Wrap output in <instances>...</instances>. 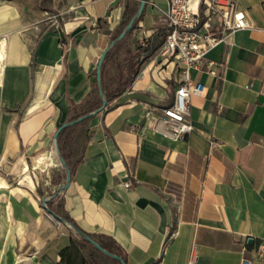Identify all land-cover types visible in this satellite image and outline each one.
<instances>
[{
    "label": "crops",
    "instance_id": "crops-1",
    "mask_svg": "<svg viewBox=\"0 0 264 264\" xmlns=\"http://www.w3.org/2000/svg\"><path fill=\"white\" fill-rule=\"evenodd\" d=\"M139 3L0 0V165L14 158L34 182L54 169L65 175L54 134L100 105L98 60ZM238 6L255 26L209 51L225 62L224 79L192 71L206 89L192 96L195 129L185 138L151 125L180 77L174 62L155 58L61 139L72 181L54 204L86 232L111 236L127 264H242L244 256L264 264V0ZM165 8L167 0H148L132 35L164 27ZM115 49L102 70L106 94L120 72ZM130 169L136 177L126 186ZM24 179L27 188L11 187L0 176V264H64L61 250L78 234L43 212L36 182Z\"/></svg>",
    "mask_w": 264,
    "mask_h": 264
},
{
    "label": "built area",
    "instance_id": "built-area-1",
    "mask_svg": "<svg viewBox=\"0 0 264 264\" xmlns=\"http://www.w3.org/2000/svg\"><path fill=\"white\" fill-rule=\"evenodd\" d=\"M164 20L168 30L154 52L155 57L174 62L180 77L172 101L160 108V114L152 116L151 125L166 136L180 139L195 129L190 111L192 96L206 89L192 71L209 72L218 81L224 79L225 62L210 59L209 51L231 40L238 30L254 27L255 21L246 9L238 6V0H167ZM150 35L137 31L131 40L143 41ZM218 107L221 110L224 105L219 103ZM129 175L126 186H131L135 170L130 169ZM195 251L194 245L191 260L196 257ZM260 251L264 253L263 245ZM242 264H252V260L244 256Z\"/></svg>",
    "mask_w": 264,
    "mask_h": 264
},
{
    "label": "trees",
    "instance_id": "trees-1",
    "mask_svg": "<svg viewBox=\"0 0 264 264\" xmlns=\"http://www.w3.org/2000/svg\"><path fill=\"white\" fill-rule=\"evenodd\" d=\"M146 12V8L144 10L143 15ZM140 17L134 24L133 28L129 31V34H131L134 30V28L137 26V23L140 19L143 18ZM132 13H126L124 15V18L122 20L121 23V27L128 22V20L131 18ZM167 26H164L162 28H158L156 29L149 37L145 38L143 41H139L136 45V51L131 53L127 62V71H128V77L124 78V71L123 69H120L119 75L116 77L117 80V86L114 88V90H112L110 93L106 94L108 99L110 100L113 96H115L117 93H121L134 79L135 77V73H136V61H138L140 58L143 57H148L150 55H152L155 50L159 47L160 43L162 42L164 36L167 33ZM131 43H136L133 42L131 40ZM112 50L109 51V53L106 56L105 61L109 58L110 54H111ZM105 66V62L104 65ZM102 78H103V72H102ZM102 103V100L99 101V104ZM88 112V110L85 111H81V112H75L74 115L72 116V118L81 116L82 114ZM71 118V119H72ZM69 127L65 128L59 136L60 139V146H61V139L64 135V133L68 130ZM62 149V147H61ZM63 152V150H62ZM65 158L67 159L65 153L63 152ZM66 177L65 175H60L57 178H52V182L54 184H60L62 181V178ZM55 202V198L49 202V205L54 208L56 211H58L60 214H62L64 217H66L69 221L75 223L76 225L77 222L75 221V219L73 217H71L67 212L65 211H61L57 206H55L54 204ZM90 235H92L94 238H96L104 247L108 248L109 250L122 254L124 256V258L126 259V255L122 249V247L109 235L106 234H93L88 232ZM80 239L82 241H84L85 243H88L90 245H92L95 249H97L98 251H100L102 254H104L101 250H99L95 245H93L90 241H88L87 239L80 237ZM61 262L64 264H87L88 258L86 256V254L83 252V249L81 247V243L80 241L77 240V238H73L71 239L70 243L68 245H66L65 247L62 248L61 250ZM106 255V254H104ZM107 257L111 258L112 260H114L117 264H120V261L112 258L108 255H106Z\"/></svg>",
    "mask_w": 264,
    "mask_h": 264
},
{
    "label": "water",
    "instance_id": "water-1",
    "mask_svg": "<svg viewBox=\"0 0 264 264\" xmlns=\"http://www.w3.org/2000/svg\"><path fill=\"white\" fill-rule=\"evenodd\" d=\"M148 0H140L139 6L136 10V12L131 16V18L128 20V22L124 25V27L122 28V30L107 44V46L104 48L102 54L100 55V58L98 60V64H97V83H98V89H99V93L100 96L102 98V103L94 108L91 111H88L84 114H82L81 116L69 119L65 122H63L58 129L56 130L55 134H54V138H55V150L56 153L58 155V158L60 159V162L62 164V166L65 169V180L63 183H61L56 189L55 191L49 195V196H43L42 197V206L46 209V211L52 216L54 217L58 222L66 224L67 226H69L75 233H77L79 236L87 239L88 241H90L93 245H95L99 250H101L103 253L107 254L108 256H111L112 258H115L117 260H119L121 262V264H127L126 259L124 258V256L122 254L113 252L111 250H109L108 248L104 247L96 238H94L92 235H90L88 232H86L85 230H83L82 228H80L78 225H76L75 223L69 221L66 217H64L62 214H60L58 211H56L54 208H52L49 205V202L52 201L55 197H57L61 192L65 191L71 184L72 181V171L71 168L69 166V163L67 161V159L65 158L61 146H60V133L67 127L80 122L86 118H88L89 116H91L92 114L102 111L104 110L109 102V99L106 95V92L104 90L103 87V78H102V70H103V64L104 61L106 59L107 54L109 53V51L113 48V46L118 43L119 41H121L125 36H127V34L129 33V31L133 28L135 22L142 17L144 10L146 8ZM247 242L252 244L254 242V237L249 236L247 238Z\"/></svg>",
    "mask_w": 264,
    "mask_h": 264
},
{
    "label": "rangeland",
    "instance_id": "rangeland-1",
    "mask_svg": "<svg viewBox=\"0 0 264 264\" xmlns=\"http://www.w3.org/2000/svg\"><path fill=\"white\" fill-rule=\"evenodd\" d=\"M122 28L123 26L121 27V29ZM133 37L135 36L132 35L131 33L125 36L121 41H119L118 43L114 45L116 47L114 52L118 53L119 54L118 58H120L118 67L119 69H125L124 78H127L129 74L126 69L129 56L131 53L136 51V45L139 42V40H135L136 43H131V39ZM155 58H156L155 53H153L151 56L143 57V58H140L138 61H136L135 76L138 75V73H140V71L146 66V64L150 60L155 59ZM156 59L160 60V62H163V63L167 62V60L161 59V57L156 58ZM15 161L16 160L14 158H10L9 160L6 161V163H3L0 165V176L6 177L8 179V182L10 181L9 184L11 187L12 186H20V187L22 186V187L27 188V183H26V180L24 179V176H25V178L28 179L32 185H35V182H36V186H37V190L39 194L38 200L41 202L43 196L51 195L53 191L56 189V186H58L57 184H54L51 179L59 177V175L61 174L60 170L54 169L52 172H50V177H47V175L44 172L37 173L35 176L36 181L34 182V179L29 176V172H28L29 170H26L25 172L22 171L24 176L21 175L20 171L17 170L15 167ZM47 179H48V184L46 183ZM61 183H63V180ZM41 188L43 189V192L41 191L42 190ZM6 191L7 190L0 191V195H2V193H6ZM4 204L5 203L1 201L0 199V222H1L3 215L5 214ZM55 204L58 208L62 209L61 201H58ZM42 210L46 215H48L46 209L43 206H42ZM77 236L78 237L76 238L78 241H80L81 247L83 249V252L86 254L88 258L89 264H117L114 260L102 254L100 251L95 249L92 245L82 241L79 235Z\"/></svg>",
    "mask_w": 264,
    "mask_h": 264
}]
</instances>
